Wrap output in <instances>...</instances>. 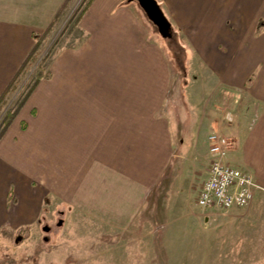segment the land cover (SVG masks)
I'll return each mask as SVG.
<instances>
[{
	"label": "crops",
	"instance_id": "obj_1",
	"mask_svg": "<svg viewBox=\"0 0 264 264\" xmlns=\"http://www.w3.org/2000/svg\"><path fill=\"white\" fill-rule=\"evenodd\" d=\"M6 1L32 9L0 14V93L64 2ZM156 2L171 37L201 58L214 86L240 89L251 76L246 91L260 109L227 125L204 105L180 121L168 108L166 51L137 1L90 0L76 21L81 36L52 55L0 136V229L35 222L46 198L58 200L61 214L67 208L124 228L186 157L179 148L208 156L212 130L232 139L225 161L264 191V0Z\"/></svg>",
	"mask_w": 264,
	"mask_h": 264
},
{
	"label": "rangeland",
	"instance_id": "obj_2",
	"mask_svg": "<svg viewBox=\"0 0 264 264\" xmlns=\"http://www.w3.org/2000/svg\"><path fill=\"white\" fill-rule=\"evenodd\" d=\"M87 2H63L50 29L38 32L41 35L31 60L0 102V129L7 110H16L36 82L38 68L47 75L52 55L81 36L75 25ZM27 8L0 0L1 15L12 16L16 11L25 15L32 9ZM150 25L170 66L168 108L180 121L187 115L199 116L204 105L205 113L227 125L252 120L261 104L246 91L251 76L240 89L215 87L200 57L185 53L181 39L162 36L151 21ZM261 26L260 22L258 29ZM179 130L180 138L186 139V121L180 123ZM212 132L225 136L231 146L229 136ZM183 149L179 148L180 154L186 157H179L166 170L152 189L146 208L129 225L111 227L92 215L75 214L67 208L61 214L58 200L46 198L35 222L0 229V264H264V191L256 190L244 207L200 209L196 198L207 175L209 145L203 159L196 158L193 149Z\"/></svg>",
	"mask_w": 264,
	"mask_h": 264
},
{
	"label": "built area",
	"instance_id": "obj_3",
	"mask_svg": "<svg viewBox=\"0 0 264 264\" xmlns=\"http://www.w3.org/2000/svg\"><path fill=\"white\" fill-rule=\"evenodd\" d=\"M208 141L210 159L206 178L197 194V207L210 211L248 205L260 186L252 174L224 161V155L230 146L225 136L212 132L208 135Z\"/></svg>",
	"mask_w": 264,
	"mask_h": 264
},
{
	"label": "trees",
	"instance_id": "obj_4",
	"mask_svg": "<svg viewBox=\"0 0 264 264\" xmlns=\"http://www.w3.org/2000/svg\"><path fill=\"white\" fill-rule=\"evenodd\" d=\"M67 0L64 1V4ZM90 0H88V2L86 3L85 7L87 6V4L89 3ZM85 7L82 9L81 13L83 12V10L85 9ZM79 15V16H80ZM58 16V13L55 15V17ZM79 18V17H78ZM52 21L50 23V25H48V27L44 30L43 33L47 32L50 27H51ZM41 33H34L33 37L35 38L36 42L34 44V47L32 48V50L30 51V53H28V55L26 56V58L23 60V62L20 64V66L18 67V69L15 71V73L12 75V77L10 78V80L8 81L7 85L5 86V88L2 90V92L0 93V102L3 100V98L5 97V95L13 88V86L15 85L16 81L18 80V77L20 76V74L22 73V70L24 69V67L28 64V62L31 60L33 53L35 52L38 42H37V37H40ZM43 75L42 73V68L39 67L37 70V75H36V81L38 79H40ZM35 83V81H34ZM33 83V84H34ZM32 84V86H33ZM32 86L29 88L28 92L31 90ZM28 94V93H27ZM26 94V96H27ZM25 97L19 102L18 107L21 105V103L24 101ZM17 110V108H16ZM16 110H7V112L5 113V117L3 119V127L2 129H0V136L2 135V133L4 132L5 128L9 125V123L11 122V120L14 118Z\"/></svg>",
	"mask_w": 264,
	"mask_h": 264
},
{
	"label": "water",
	"instance_id": "obj_5",
	"mask_svg": "<svg viewBox=\"0 0 264 264\" xmlns=\"http://www.w3.org/2000/svg\"><path fill=\"white\" fill-rule=\"evenodd\" d=\"M145 12L147 18L157 27L162 36H171L170 23L163 14L156 0H135ZM47 227H45L46 229Z\"/></svg>",
	"mask_w": 264,
	"mask_h": 264
}]
</instances>
